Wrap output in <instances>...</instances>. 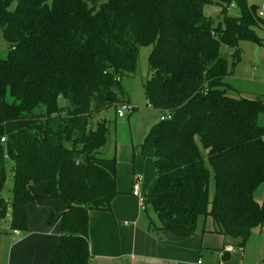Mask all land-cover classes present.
<instances>
[{"label":"trees","instance_id":"trees-1","mask_svg":"<svg viewBox=\"0 0 264 264\" xmlns=\"http://www.w3.org/2000/svg\"><path fill=\"white\" fill-rule=\"evenodd\" d=\"M224 1L223 23L215 25L203 13L213 0H0L8 43L0 57V191L12 175L0 220L9 208L10 227L26 231L27 204L61 200L66 209L48 264H90L89 211H110L118 194L114 175L99 163L110 121L93 115L130 104L122 79L141 46L150 47L152 72L145 98L171 114L139 144L156 169L143 204L159 223L148 230L188 237L199 217L210 216L215 232L243 248L264 227V198L255 197L264 185V98L230 94L232 68L219 50L221 43L234 48L233 65L240 41L264 39L253 32L255 5L236 0L241 12L232 16ZM41 182L45 193H33L29 184Z\"/></svg>","mask_w":264,"mask_h":264},{"label":"rangeland","instance_id":"rangeland-1","mask_svg":"<svg viewBox=\"0 0 264 264\" xmlns=\"http://www.w3.org/2000/svg\"><path fill=\"white\" fill-rule=\"evenodd\" d=\"M213 1L214 3L205 4L203 7V13L207 17H211L214 24L217 25L220 21L219 18L221 17V6L226 5V3L224 0ZM216 1H218L219 4L216 3ZM231 1L235 4V6L227 10L228 14L232 16H239L241 12L240 6L237 4L236 0ZM245 1L247 6L255 5L257 13L260 9H263L264 13V0ZM259 17L260 23L253 26V32L257 37L264 39V14ZM220 23H223L222 20ZM239 49L240 56L232 65L234 48L223 43L219 46L221 55L227 57L229 68H232L231 75L227 77V81L232 87L230 94L233 96L242 95L249 98H255L257 96L264 98V43L261 45L253 41H240ZM149 51L150 47L148 46H141L139 48L133 72L124 76L122 79V85L130 99V104L135 108L133 110L128 109L125 111L124 117H118L115 113V107L112 105L93 115L94 121L102 119L110 121V135L106 145L104 146V151L107 153L106 155H103V158L108 156L112 165H116L118 163L121 171L127 167L131 170L133 166L136 169L135 175L140 176L141 181L143 180L146 187L147 185H150V187L155 185L156 169L154 168V159L152 157H144L141 154L139 144L142 142L150 127L158 122L160 115L164 113V111L159 112V110L155 109L153 106L148 107V102L144 95L143 83L152 75L147 61ZM7 52L8 43L4 39L2 30H0V57H5ZM258 122L260 125L264 126V112L259 115ZM41 186L42 183L34 184L32 192L37 194L36 189ZM11 189L12 175L11 172L8 171L6 182L0 191V197L6 201L10 200ZM140 192L143 195L147 193V190L140 189ZM209 194L211 198L214 195L212 185L209 187ZM255 197L259 203L263 201L264 185H261L257 189ZM56 202L61 204L60 200ZM63 206L64 203L62 207ZM62 207L61 210H54L53 208L52 211L60 216L66 209V207ZM37 210L39 209H35L32 217V219L34 218V222L32 221L30 224L32 228L27 225L28 229L31 228L33 231H37L36 234L25 242H16L13 247L12 254L13 258H16L17 261H21L23 263L33 261L30 264H48L50 257L56 248L57 238L54 234H59L60 220L59 216H56L52 223H49L47 219V227L45 228L41 221L42 217L40 211L38 212ZM141 210L143 219L148 218L154 224L158 225V218L149 204H142ZM209 225L213 226L210 216L198 218V228H206ZM18 231L19 235H17V237L22 236L23 231ZM259 231L260 228L253 229L244 241V247L248 250V263L264 264V257L257 255L260 244L259 242L262 239L264 240V231ZM167 233L175 236L170 232ZM15 236L16 234L13 233V229L10 227V209L7 208L5 217L0 220V264H6L7 260L5 255L7 253L8 246L15 242ZM225 241L229 242L230 239L226 238ZM233 246L238 249L241 248L239 246ZM36 255L40 260L38 263L34 262Z\"/></svg>","mask_w":264,"mask_h":264},{"label":"crops","instance_id":"crops-1","mask_svg":"<svg viewBox=\"0 0 264 264\" xmlns=\"http://www.w3.org/2000/svg\"><path fill=\"white\" fill-rule=\"evenodd\" d=\"M99 163L110 174L113 172L118 194L111 202L110 211H89L90 264H197L198 259L202 261V264H252L247 261L248 250L245 247L240 249L234 247L230 252L225 251L224 247L230 243L226 242V238L215 232L213 226L210 225L206 228L197 227V233L188 237L172 236L165 231H159L158 234L151 233L148 226L152 221L142 218L141 206L143 203H140L138 198L131 193L136 169L132 166L131 170L127 167L121 171L119 164L112 165L108 156H105ZM41 183L42 186L36 189L39 195L45 193V183ZM153 187V185L146 187L143 180L140 181V189L147 190V193L143 195L148 194ZM29 188L32 191L34 184L30 183ZM58 200L57 198H43L27 204V225L30 226L34 220L32 217L35 209H39L37 211H40L42 224L46 228V220L53 212V208L61 210L63 202L60 200L61 204H59L56 202ZM65 207L64 204L62 208ZM57 215L59 216V214ZM31 228L23 231L22 236L19 237H17L18 231L15 242L8 246L5 255L6 264H30L33 262L17 261L12 254L16 242H25L36 234L37 231H33ZM261 231L264 229L261 228L259 232ZM54 235L58 240V235ZM259 243L257 255L264 257V240L262 239ZM34 262H40L37 255Z\"/></svg>","mask_w":264,"mask_h":264},{"label":"built area","instance_id":"built-area-1","mask_svg":"<svg viewBox=\"0 0 264 264\" xmlns=\"http://www.w3.org/2000/svg\"><path fill=\"white\" fill-rule=\"evenodd\" d=\"M235 4L230 0V2L228 3V9L231 8V7H234ZM263 9H260L258 11V16H263ZM148 107L152 106L151 104H147ZM135 107L132 106L131 104H118L117 107H116V114L118 117H124L125 115V111H127L128 109H131L133 110ZM159 112H162V111H159ZM171 117V114L169 111H164V113H162L160 115V119L163 120V119H167V118H170ZM140 181H141V178L140 176L138 175H134L133 176V182H132V189H131V193L132 195L136 196L139 200L140 203H143V200H144V196L141 194L140 192ZM264 229V227H263ZM13 233L14 234H18V230H13ZM234 249V246L233 245H230V244H227L225 247H224V250L225 251H232ZM197 264H202V261L200 259L197 260Z\"/></svg>","mask_w":264,"mask_h":264},{"label":"water","instance_id":"water-1","mask_svg":"<svg viewBox=\"0 0 264 264\" xmlns=\"http://www.w3.org/2000/svg\"><path fill=\"white\" fill-rule=\"evenodd\" d=\"M218 18H219V16H218Z\"/></svg>","mask_w":264,"mask_h":264}]
</instances>
